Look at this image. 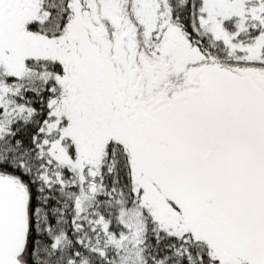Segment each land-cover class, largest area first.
Wrapping results in <instances>:
<instances>
[{
    "label": "snow or ice",
    "instance_id": "obj_1",
    "mask_svg": "<svg viewBox=\"0 0 264 264\" xmlns=\"http://www.w3.org/2000/svg\"><path fill=\"white\" fill-rule=\"evenodd\" d=\"M0 264H264V0H0Z\"/></svg>",
    "mask_w": 264,
    "mask_h": 264
}]
</instances>
